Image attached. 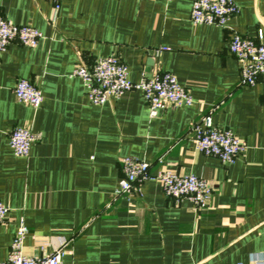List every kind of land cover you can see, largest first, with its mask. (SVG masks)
Instances as JSON below:
<instances>
[{
  "label": "crops",
  "instance_id": "obj_1",
  "mask_svg": "<svg viewBox=\"0 0 264 264\" xmlns=\"http://www.w3.org/2000/svg\"><path fill=\"white\" fill-rule=\"evenodd\" d=\"M235 2L240 12L219 27L192 22L193 0H62L58 12L51 0H0L1 17L44 35L35 48L0 51V261L22 222L27 256L70 241L62 264H250L264 254V75L240 86L229 51L233 32L264 31V0ZM110 55L133 82L173 73L193 105L151 118L137 89L92 104L73 70ZM20 78L41 88L39 108L16 99ZM207 114L246 141L234 164L194 148L191 126ZM16 126L42 134L27 157L9 145ZM126 156L204 178L208 205L166 197L156 180L115 199Z\"/></svg>",
  "mask_w": 264,
  "mask_h": 264
},
{
  "label": "built area",
  "instance_id": "obj_2",
  "mask_svg": "<svg viewBox=\"0 0 264 264\" xmlns=\"http://www.w3.org/2000/svg\"><path fill=\"white\" fill-rule=\"evenodd\" d=\"M51 1L58 12L62 0ZM239 12L235 0H193L191 20L195 24L228 27L230 19ZM43 36L33 26L19 25L0 16V51L6 50L13 42L35 48ZM229 51L240 64V86L256 85L260 76L264 75V31L259 30L257 39L233 32ZM73 75L82 80L89 101L95 105H102L111 97L119 98L133 89L141 90L151 118L157 117L161 110L168 107L191 106L194 103L190 91L171 72L157 70L139 82H133L129 78L128 66L117 55L97 58L92 66L78 64ZM14 94L19 102L28 103L35 109L43 102L41 88L30 79L20 78L15 84ZM191 129L194 132V148L224 164H234L247 147L246 141L231 129L215 125L211 114L195 121ZM41 139L42 134L33 131L31 127L16 126L9 134V145L16 156L27 157L32 145ZM121 167L122 176L113 192L115 199L128 195L147 180L158 181L166 197L176 201L187 200L197 209L208 205L213 192L210 183L202 177L182 175L163 167L152 171L151 163L135 156L123 157ZM7 213L8 207L0 202V223L5 221ZM27 233L28 227L20 223L10 244L8 257L0 261V264H62L70 243L68 239L59 238L52 246V252L47 255L27 256L23 252ZM250 264H264V254L252 257Z\"/></svg>",
  "mask_w": 264,
  "mask_h": 264
}]
</instances>
